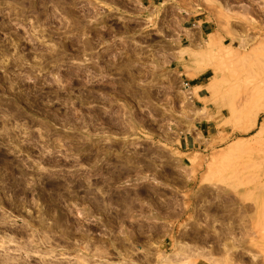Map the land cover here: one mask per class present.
I'll use <instances>...</instances> for the list:
<instances>
[{"label":"rangeland","instance_id":"obj_1","mask_svg":"<svg viewBox=\"0 0 264 264\" xmlns=\"http://www.w3.org/2000/svg\"><path fill=\"white\" fill-rule=\"evenodd\" d=\"M225 244L264 264V0H0V264Z\"/></svg>","mask_w":264,"mask_h":264},{"label":"bare ground","instance_id":"obj_2","mask_svg":"<svg viewBox=\"0 0 264 264\" xmlns=\"http://www.w3.org/2000/svg\"><path fill=\"white\" fill-rule=\"evenodd\" d=\"M250 9V8H249ZM250 19V18H249ZM253 19V18H252ZM252 19H250V20H252ZM255 21V20H254ZM252 22V21H251ZM255 23V22H254ZM253 24V23H252ZM185 35H186V37H188V42H189V46L188 47H197L199 44H200V40L198 39V40H196V37H194V34H193V32H191V31H189V30H186L185 31ZM240 35V34H239ZM247 35V34H246ZM245 35V36H246ZM249 36V35H248ZM251 37V36H250ZM243 39V38H242ZM244 40H245V38H244ZM251 40V39H250ZM248 41V40H247ZM242 42H243V40H242ZM249 42V41H248ZM207 43L208 44H212L213 43V37H209L208 39H207ZM245 44H247L246 42H244ZM234 54V53H233ZM223 245V244H222ZM226 245V244H225ZM224 245V246H225ZM228 245H230L229 243H228ZM226 248H227V245L225 246ZM233 247V246H232ZM218 249V248H217ZM216 249V253L218 252V253H221V255L217 258V256H216V258H214V257H207V260H208V262L210 263V264H222V262L224 261V259H228L227 258V254H228V252H229V250L230 249H225L224 247H223V249L222 250H217ZM214 250V249H213ZM215 253V252H214ZM231 253V252H230ZM229 256V255H228ZM163 258V257H162ZM163 261H165L166 262V259L165 260H163ZM225 261H227V260H225ZM180 262V261H179ZM176 263H177V261H176ZM175 264V263H174Z\"/></svg>","mask_w":264,"mask_h":264},{"label":"crops","instance_id":"obj_3","mask_svg":"<svg viewBox=\"0 0 264 264\" xmlns=\"http://www.w3.org/2000/svg\"><path fill=\"white\" fill-rule=\"evenodd\" d=\"M197 78L198 79L195 82V84H196L195 86H197V87H203L204 82L202 80L203 79L202 74H200L199 77H197ZM197 96H198L199 99L203 98V96L201 94H199V93H198Z\"/></svg>","mask_w":264,"mask_h":264}]
</instances>
